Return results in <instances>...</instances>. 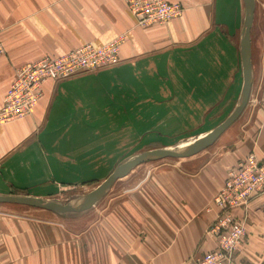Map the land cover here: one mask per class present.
I'll return each mask as SVG.
<instances>
[{"label":"crops","instance_id":"obj_1","mask_svg":"<svg viewBox=\"0 0 264 264\" xmlns=\"http://www.w3.org/2000/svg\"><path fill=\"white\" fill-rule=\"evenodd\" d=\"M126 1L0 0V106L22 65L124 37L119 65L47 80L30 115L0 126L1 196L26 188L45 199L54 184L103 181L124 137L189 132L207 114L224 119L236 107L243 0H167L182 15L145 27ZM254 2L251 91L236 126L202 154L153 169L83 229L2 220L0 264H187L216 249L208 229L227 170L248 155L264 161V0ZM235 261L264 264V194L250 202Z\"/></svg>","mask_w":264,"mask_h":264},{"label":"built area","instance_id":"obj_2","mask_svg":"<svg viewBox=\"0 0 264 264\" xmlns=\"http://www.w3.org/2000/svg\"><path fill=\"white\" fill-rule=\"evenodd\" d=\"M126 9L138 27L165 25L183 12L180 4L167 0H127ZM123 41L124 37L118 36L102 47L85 44L57 57H46L19 67L0 106V126L30 115L47 80L62 81L119 65ZM3 53L0 41V54ZM263 194L264 161L248 155L227 170L213 200L218 213L208 229L217 247L190 259L187 264H235L246 234L250 202Z\"/></svg>","mask_w":264,"mask_h":264},{"label":"rangeland","instance_id":"obj_3","mask_svg":"<svg viewBox=\"0 0 264 264\" xmlns=\"http://www.w3.org/2000/svg\"><path fill=\"white\" fill-rule=\"evenodd\" d=\"M258 1L260 2L261 0ZM216 115L218 114L217 113L207 114L205 119L202 120L200 124L196 126V129H193L192 131L190 130L189 132L185 131L180 134L168 135V136L150 134L146 136H141V139H139L138 137H134V138L124 137L120 141V145H121L120 149L122 151L119 154H117V158L119 159L117 160L116 166L111 170L110 174L114 171V169L117 166H119L128 159H131L132 157L142 152L152 150L155 148L180 149L194 143L196 140L203 137V136L198 137L199 136L198 133L200 131H202L203 129L216 127L226 119V118L222 119L215 117ZM236 122L233 125H231L232 127L230 128H234L237 124ZM225 132L223 134H225ZM221 136L210 147H208L207 149L203 150L198 154H202L204 151H207L209 150V148H212L217 142H220L219 140L222 139ZM198 154L194 156H197ZM187 159L156 160V161H149L137 166L127 176L115 181L110 186L106 194L92 208H90L87 211L80 213L79 212L69 213L68 216L64 218L47 211L33 209L30 207L0 204V222L2 220H14L17 221L18 223L31 222L33 224H42V223L46 224L48 222V223H55L59 227H66L68 225H71L68 228H71L73 230L83 229L85 225L91 222V219L95 221L97 217L101 218L106 214V212H108L109 208L111 209L114 205L121 204L123 200H125L128 196H130V194L136 193V191H138V189L140 188L141 184L150 176L153 169L164 167V165H168V164L171 165V164L185 162V160ZM103 181L96 180L91 182H84L81 185H72V184L68 185L63 183L54 184V186L57 187L55 188V192L53 193L54 195L49 196L48 198L45 199L57 201L62 204H66L71 201L78 202L84 195L95 189ZM10 190H12V192H10V195H15V196H29V193H34L31 189L29 190L26 188L20 190L11 188ZM75 216L78 217L75 218ZM245 230H246V226H245ZM245 238H246V234H245ZM243 245L244 242L242 244V247ZM235 264H240V263L235 261Z\"/></svg>","mask_w":264,"mask_h":264},{"label":"water","instance_id":"obj_4","mask_svg":"<svg viewBox=\"0 0 264 264\" xmlns=\"http://www.w3.org/2000/svg\"><path fill=\"white\" fill-rule=\"evenodd\" d=\"M243 1L245 13L240 38V60L243 84L236 107L223 122H221L205 136L196 140L193 144L182 150L165 148L153 149L132 157L117 166L101 184L84 195L78 202L71 201L66 204H62L57 201L30 196L0 195V204L30 207L33 209L47 211L61 217H65L69 213L84 212L92 208L106 194L110 186L115 181L127 176L137 166L156 160L187 159L210 147L241 116L250 96L252 84L250 30L253 23L255 2L254 0Z\"/></svg>","mask_w":264,"mask_h":264},{"label":"bare ground","instance_id":"obj_5","mask_svg":"<svg viewBox=\"0 0 264 264\" xmlns=\"http://www.w3.org/2000/svg\"><path fill=\"white\" fill-rule=\"evenodd\" d=\"M193 144V143H192ZM191 145V144H190ZM187 146H189V145H187ZM187 146H185V147H187ZM185 147H183V148H180L179 150H182V149H184ZM178 150V149H177Z\"/></svg>","mask_w":264,"mask_h":264}]
</instances>
